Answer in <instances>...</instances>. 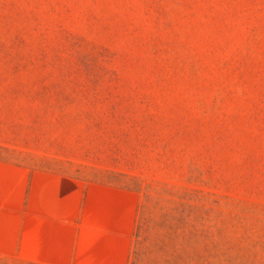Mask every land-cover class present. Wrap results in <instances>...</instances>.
<instances>
[{"label": "rangeland", "instance_id": "374dc122", "mask_svg": "<svg viewBox=\"0 0 264 264\" xmlns=\"http://www.w3.org/2000/svg\"><path fill=\"white\" fill-rule=\"evenodd\" d=\"M69 194L133 264H264V0H0V264Z\"/></svg>", "mask_w": 264, "mask_h": 264}, {"label": "crops", "instance_id": "0c3cea01", "mask_svg": "<svg viewBox=\"0 0 264 264\" xmlns=\"http://www.w3.org/2000/svg\"><path fill=\"white\" fill-rule=\"evenodd\" d=\"M67 186L69 189V184L61 182L60 190H67ZM97 186L88 185L91 189ZM44 200L37 225L51 240H43L44 250L36 255L30 252V264H133L131 211L119 210L117 219H111V209L99 205L95 197L80 194L64 195L56 205L48 203L46 196Z\"/></svg>", "mask_w": 264, "mask_h": 264}]
</instances>
